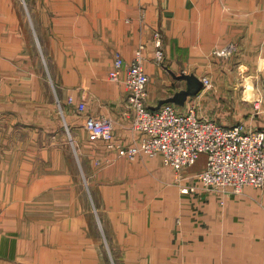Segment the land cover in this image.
I'll return each instance as SVG.
<instances>
[{
    "label": "crops",
    "instance_id": "obj_1",
    "mask_svg": "<svg viewBox=\"0 0 264 264\" xmlns=\"http://www.w3.org/2000/svg\"><path fill=\"white\" fill-rule=\"evenodd\" d=\"M13 17L22 22L17 28L20 59L9 54ZM0 19L4 21L0 30V44H4L3 52L0 47V196L12 180H44L42 172L31 177L19 173L20 165L27 162L12 156V118H29L35 122L31 128L38 129L44 117L58 123L61 111L85 187L72 173L74 168L64 166L66 186L53 182L51 188L32 189L28 195L27 182L20 185L24 190L20 201L26 203L19 213L41 195L36 209L43 215L37 220L52 231L59 230L62 189L67 198L66 227L83 225L86 233L94 216L113 255L111 264H264V186L223 194L200 190L204 187L194 175L204 166L205 155L184 169L178 180L160 157L140 152L134 159L126 158L107 148L103 140H89L84 127L86 114L106 116L112 120L117 141L137 138L130 128L123 77L111 81L108 72L115 52L128 60L143 43L148 104L184 85L165 69L167 65L175 73L194 72L207 80L184 107L195 104L210 87L213 105L221 112L229 113L233 101H257L255 109L251 105L242 112L239 123L264 129V0H20V4L0 0ZM155 32L161 35L163 62L155 57ZM224 48L226 56L220 55ZM39 52L50 72L52 94L38 70ZM211 60L215 62L209 68ZM13 61L29 63L30 75L23 78L22 72H15L13 78ZM235 84L245 87L242 93ZM69 96L74 105L67 103ZM81 101L85 113L76 110ZM52 159L56 162L51 164V179L59 180V158ZM189 184L195 189L181 193L180 187ZM83 190L87 199L81 197ZM45 191L51 194L46 202ZM0 207L3 212L14 211ZM7 252L0 239V264H28L27 256H3ZM78 257L92 264V256ZM99 261L109 264L102 256ZM53 264H60L59 257L53 256Z\"/></svg>",
    "mask_w": 264,
    "mask_h": 264
},
{
    "label": "built area",
    "instance_id": "obj_2",
    "mask_svg": "<svg viewBox=\"0 0 264 264\" xmlns=\"http://www.w3.org/2000/svg\"><path fill=\"white\" fill-rule=\"evenodd\" d=\"M161 43L160 33L155 32V57L157 61L163 62ZM145 47V44L140 43L128 60L120 52H115L108 72L111 81L123 77L126 86L124 99L127 108H130L127 110L130 128L137 138L127 144L118 143L113 138L110 118L86 114L84 127L89 140H103L107 148L117 150L126 158L134 159L140 152L160 157L164 166L174 170L177 179L184 169L193 165L203 154L204 166L194 177L205 190L212 189L223 194L227 191L240 192L245 186L263 187L264 129H248L242 123L223 124L205 118L197 113L194 103L178 107L167 102L157 109L149 108ZM203 82L207 84V80ZM67 103L74 105L75 102L69 96ZM75 107L78 113H85L84 102H78ZM195 186L182 185L180 191L188 193Z\"/></svg>",
    "mask_w": 264,
    "mask_h": 264
},
{
    "label": "rangeland",
    "instance_id": "obj_3",
    "mask_svg": "<svg viewBox=\"0 0 264 264\" xmlns=\"http://www.w3.org/2000/svg\"><path fill=\"white\" fill-rule=\"evenodd\" d=\"M20 4V0H18ZM15 4V1H14ZM21 9L22 6L20 5ZM21 12H25V9H22ZM4 21L0 19V30L2 28ZM22 23V22H21ZM19 20H16L13 17V21H11L12 25V40L9 42L10 47H12L10 55L19 58L21 55L19 52V41H21L20 33L18 28L21 25ZM28 28H31V23L27 22ZM32 29V28H31ZM7 44V45H9ZM3 42L0 44V47L3 52ZM162 49V43L160 45ZM163 51V50H162ZM223 52V49L220 51ZM216 53V52H215ZM39 63L38 70L42 78H44V82L47 85L48 91L53 93L51 79L48 73L49 69L46 68V65L43 63L41 59L40 52L37 53ZM222 56H226V52L220 53ZM20 59V58H19ZM215 61L211 60L208 63V67L212 68L214 66ZM16 67H13V78L14 73L20 74L22 72L21 77H26L30 75L29 63H17L13 61ZM24 66V67H23ZM264 79V78H263ZM262 79V81H263ZM237 92L242 93V86L235 84L233 86ZM210 87L204 91L202 97L199 96L195 100V106L197 113L200 116L205 118H212L217 122L223 124H234L239 123V120L243 118L242 112L245 113L248 109L254 108V103L257 101H249L246 99L231 102L229 113L221 112L216 110V106L213 105L211 95H210ZM126 104V100H125ZM126 109L129 110L130 108ZM255 109V108H254ZM257 109V108H256ZM58 117V123L56 119H52L51 117H44V125L40 128L36 129L32 125L35 122H32L29 118H17L13 120V128L11 134V148H12V156L13 158H19L18 160L26 161L27 165H15L16 172L19 173H28V176H34V173L42 172L43 179L42 181H21V180H12L7 183V189L4 196H0V205L6 208H11L14 211L11 212H3L0 207V224L3 230H0V239H3L5 244L8 247V252L3 254V256H27L28 264H37L39 260L42 261L43 264H53V256L56 258L59 257L60 264H68V262L76 261L75 264H86L82 257L78 256H92V264H100L99 256H102L106 262H110V257H112V253L109 245L105 243L103 240L102 231L99 228L96 218L93 216L95 220L89 221V229L85 233L83 225L81 228L68 229L66 227L67 222V198L64 190H60V197L65 198L61 201V211H60V220L61 228L59 230H54L50 227L46 228V223L42 222V220H37V218L43 214L37 213L36 202L37 198L39 200L42 199L41 195L38 197H34L29 201L30 196L28 197V206L27 211H23L19 213V207L26 202L20 201L21 198L20 193L21 189L23 190V186L21 184H25L27 182L28 185V195L31 193L32 189L35 191L37 188H42L44 186H48L51 188V184L54 182L56 184L60 183L63 186H66L68 177H65L67 172H63L64 166L66 169L71 171V167L74 168L72 173L76 178L80 177L81 186L85 187L84 181H82L81 177V169L79 166V156L76 154V148L73 145V142L69 136V130L66 128V120L62 112L60 111ZM24 119V121L20 122V120ZM241 123V122H240ZM243 124V123H242ZM244 125V124H243ZM25 126H29L25 128ZM250 129H255L250 127ZM88 134V132H87ZM138 135V134H137ZM139 136V135H138ZM114 138V135H113ZM115 141H117L114 138ZM55 144V143H57ZM118 143H123L117 141ZM129 143V142H128ZM127 144V143H123ZM111 149V148H109ZM115 150V149H114ZM117 151V150H116ZM118 152V151H117ZM119 155H121L119 153ZM124 156V155H121ZM59 158V180L51 179L52 176V167L51 164L56 162L52 158ZM126 157V156H124ZM137 157V156H136ZM135 157V158H136ZM19 170V171H18ZM71 173V174H72ZM57 177V175H56ZM178 179H181L179 177ZM196 180V179H195ZM194 180V181H195ZM179 182V181H177ZM42 185V186H41ZM50 190V189H49ZM200 190H205L201 189ZM33 191V192H34ZM12 192V195L6 196V193L9 194ZM24 192V190H23ZM183 194H189L185 192H181ZM88 196L87 190H83L81 193V197L84 199ZM51 199V194L47 191L44 193L43 200ZM87 199V198H86ZM89 199V198H88ZM88 206L91 207V201L88 200ZM64 221V222H62ZM39 225V228L37 227ZM13 226V227H12ZM63 226V227H62ZM12 227L11 229H9ZM53 233V235H52ZM89 236V237H88ZM89 238V239H88ZM86 239V241H84ZM88 262V261H87ZM87 264H90L88 262Z\"/></svg>",
    "mask_w": 264,
    "mask_h": 264
},
{
    "label": "water",
    "instance_id": "obj_4",
    "mask_svg": "<svg viewBox=\"0 0 264 264\" xmlns=\"http://www.w3.org/2000/svg\"><path fill=\"white\" fill-rule=\"evenodd\" d=\"M165 69L171 74L175 79L183 80V87L175 90L171 95L161 98L156 104H148L151 109H157L163 103H173L178 107H184L188 97H194L203 89L204 82L203 79L199 78L194 72H184L175 73L169 66L164 65Z\"/></svg>",
    "mask_w": 264,
    "mask_h": 264
},
{
    "label": "bare ground",
    "instance_id": "obj_5",
    "mask_svg": "<svg viewBox=\"0 0 264 264\" xmlns=\"http://www.w3.org/2000/svg\"><path fill=\"white\" fill-rule=\"evenodd\" d=\"M158 123H162L163 121H157ZM248 129H250V128H248ZM153 157H156V156H153ZM179 180V179H178Z\"/></svg>",
    "mask_w": 264,
    "mask_h": 264
}]
</instances>
